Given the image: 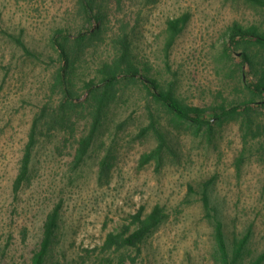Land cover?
Instances as JSON below:
<instances>
[{
  "label": "rangeland",
  "instance_id": "374dc122",
  "mask_svg": "<svg viewBox=\"0 0 264 264\" xmlns=\"http://www.w3.org/2000/svg\"><path fill=\"white\" fill-rule=\"evenodd\" d=\"M142 7L139 59L148 62L161 83L175 82L180 96L194 104L210 102L219 87L221 75L215 67L227 27L260 18L252 7H233L225 0H159ZM77 12V0H0V260L29 264L48 212L61 204L60 227L46 264H111L114 255L98 248L107 234L128 223L142 205L150 212L161 204L167 219L136 262L126 264H220L216 217L207 216L199 192L201 184L211 180L214 215L223 220L228 244L248 236L240 264H264V148L259 137L245 143L235 120L217 125L210 137L196 135L194 128L153 103L170 150L142 165L158 141L153 131L136 137L150 121L148 97L141 87L125 88L77 170L70 163L73 140L66 143L58 132L40 137L32 180L14 196L12 183L33 119L42 105L59 96L53 82L61 62L52 35L61 27L75 32ZM185 12L190 21L170 50L168 68L163 42L167 20ZM109 55L104 45L89 49L77 64L78 76L92 77ZM128 116L134 120L117 132L116 124ZM261 119L264 122V116ZM244 148L249 150L238 169ZM108 152L109 174L100 177V163ZM127 254L135 256L136 251Z\"/></svg>",
  "mask_w": 264,
  "mask_h": 264
},
{
  "label": "trees",
  "instance_id": "16d2710c",
  "mask_svg": "<svg viewBox=\"0 0 264 264\" xmlns=\"http://www.w3.org/2000/svg\"><path fill=\"white\" fill-rule=\"evenodd\" d=\"M159 0H77L78 27L75 32L59 28L52 35L51 42L60 56V66L54 76V91L59 95L56 102H46L35 115L27 141L22 149L19 168L12 183V192L17 198L32 180L33 158L40 137L58 132L65 142L72 141L71 168L77 170L86 161L96 137L115 104L119 102L125 88L141 87L146 91L149 123L139 129L137 138L153 131L158 144L143 156L141 164L156 158L160 160L170 150L167 131L159 121L157 103L173 120L188 124L196 135L203 132L212 136L217 125L226 120L240 123L245 143L249 137L258 138L264 148V0H225L231 6L244 4L259 12L260 18L248 21H234L227 27L217 55L215 70L221 75L219 87L212 91V100L206 104L186 101L177 92L175 82L166 85L153 74L147 61L139 59L137 43L140 41L144 22L143 7L156 4ZM190 21L185 12L167 20L164 30L165 64L170 65V50ZM20 44L29 50L23 41ZM104 45L110 55L102 60L94 75L78 76L77 64L84 59L89 49ZM86 77H89L86 79ZM132 116L120 120L116 131L125 130L133 121ZM261 136L262 139H261ZM244 148L236 161L240 169L246 159ZM111 167L108 152L100 163V177H107ZM211 180L201 184L200 196L207 216L215 219V241L220 264H240L247 237L228 244L224 223L211 201ZM191 189H196L191 186ZM62 205L56 204L47 214L37 246L29 264H46L60 227ZM130 221L118 231H110L98 248L110 257L111 264L135 263L142 253L146 241L167 219L166 209L156 204L150 212L142 205L136 213L130 214ZM24 240L28 229H23ZM95 250V249H93ZM135 250L136 255L127 254ZM0 264H4L0 260ZM16 264V263H12ZM56 264H65L57 261Z\"/></svg>",
  "mask_w": 264,
  "mask_h": 264
}]
</instances>
